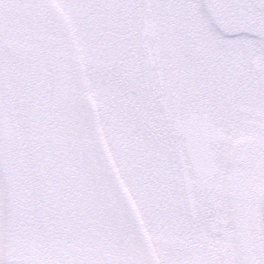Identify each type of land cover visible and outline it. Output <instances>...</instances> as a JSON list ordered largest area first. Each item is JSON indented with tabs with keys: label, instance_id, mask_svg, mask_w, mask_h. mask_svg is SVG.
<instances>
[{
	"label": "snow or ice",
	"instance_id": "6c2138e0",
	"mask_svg": "<svg viewBox=\"0 0 264 264\" xmlns=\"http://www.w3.org/2000/svg\"><path fill=\"white\" fill-rule=\"evenodd\" d=\"M0 264H264V0H0Z\"/></svg>",
	"mask_w": 264,
	"mask_h": 264
}]
</instances>
